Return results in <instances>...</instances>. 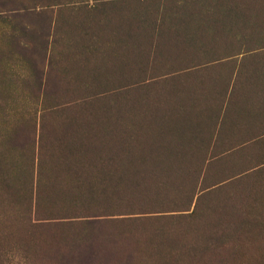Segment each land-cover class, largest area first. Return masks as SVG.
<instances>
[{
    "label": "rangeland",
    "instance_id": "obj_1",
    "mask_svg": "<svg viewBox=\"0 0 264 264\" xmlns=\"http://www.w3.org/2000/svg\"><path fill=\"white\" fill-rule=\"evenodd\" d=\"M0 264H264V0H0Z\"/></svg>",
    "mask_w": 264,
    "mask_h": 264
}]
</instances>
